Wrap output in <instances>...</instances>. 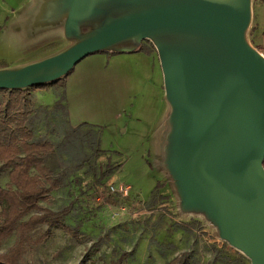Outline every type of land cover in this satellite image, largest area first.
Wrapping results in <instances>:
<instances>
[{"label":"water","instance_id":"95a60500","mask_svg":"<svg viewBox=\"0 0 264 264\" xmlns=\"http://www.w3.org/2000/svg\"><path fill=\"white\" fill-rule=\"evenodd\" d=\"M255 0H27L0 28L14 51L56 29L50 55L0 68V89L52 85L94 53L149 41L164 106L153 169L180 217H197L249 264H264V54L250 41Z\"/></svg>","mask_w":264,"mask_h":264},{"label":"rangeland","instance_id":"374dc122","mask_svg":"<svg viewBox=\"0 0 264 264\" xmlns=\"http://www.w3.org/2000/svg\"><path fill=\"white\" fill-rule=\"evenodd\" d=\"M19 1L22 0H0V11L3 5L13 2L17 5ZM5 21L0 22V28ZM55 30L49 29L37 35L32 39L36 44L22 52L14 51L0 40V68L38 59L62 49L68 42ZM263 31L264 1L255 0L249 38L253 45L262 47L260 51L264 54ZM144 44L153 52L149 43ZM60 80L54 86L28 92L32 114L38 116L29 126L35 139L59 141L58 132L62 127L58 123L62 118L52 108L57 100L52 94H61L63 82ZM81 92L73 97L76 101L73 114L80 121H87L89 112L98 109L95 125L100 131V145L105 150L89 164L96 169L116 168L98 184L92 172L86 173V165L75 173L67 187L53 191L40 202L54 210L70 205L71 213L63 222L78 224L80 232L72 238L61 228L39 225L33 231L34 237L46 229L51 231V235L40 244L27 247L22 264H111L117 259L122 264H164L183 252L188 256V264H249L242 254L216 238L213 230L199 218L178 215L176 200L167 182L150 164L157 121L152 123L150 120L149 108L146 107L144 118H135L130 104L124 106L119 101L117 106L123 110L122 117H118L105 106L102 95L86 93L81 99ZM116 97L126 96L117 94ZM68 160L59 157L58 153L49 159L57 172L69 165ZM6 182V173H0V185L5 186ZM13 240L14 236H11L1 245L0 251H5Z\"/></svg>","mask_w":264,"mask_h":264},{"label":"trees","instance_id":"16d2710c","mask_svg":"<svg viewBox=\"0 0 264 264\" xmlns=\"http://www.w3.org/2000/svg\"><path fill=\"white\" fill-rule=\"evenodd\" d=\"M144 43H149L153 48L149 41H144L140 50L150 52ZM254 46L259 51L262 49L260 45ZM57 83L54 82L52 86ZM46 87L48 85H36L23 90L0 89V173H6L7 176L5 186L0 185V247L14 236L7 249L0 251V264H22L27 247L40 244L51 235V231L46 229L38 236H33V231L41 224L61 228L70 237L76 238L80 226L63 222L71 213L70 205L54 210L40 202L46 200L53 191L67 187L75 173L86 165V173L92 172L98 184L116 168L107 166L96 169L89 164L105 152L100 145V131L86 122L75 126L70 124L63 84L61 94L54 93L57 100L52 107L62 118L58 123L62 127L58 132L59 141L55 143L47 139H35L29 126L38 116L32 114L28 92L30 89ZM55 153L62 159L68 158L70 162L58 172L49 161ZM111 264L122 262L117 259ZM164 264H188V256L183 252Z\"/></svg>","mask_w":264,"mask_h":264},{"label":"crops","instance_id":"0c3cea01","mask_svg":"<svg viewBox=\"0 0 264 264\" xmlns=\"http://www.w3.org/2000/svg\"><path fill=\"white\" fill-rule=\"evenodd\" d=\"M25 0L3 5L0 11V22H4L11 16ZM3 25V24H2ZM1 26V25H0ZM156 53L139 50L132 53H94L79 61L73 69L60 81L64 84L65 100L68 110L69 122L75 126L81 122L95 125L98 121L95 108L89 112L87 121H80L73 114L74 95L78 91L92 96L102 95L101 100L105 106L118 117H122L123 108L117 106L121 103L130 104L134 110L135 118H144L146 107L150 110L149 118L153 122L158 120V113L163 110V86L162 74L159 68ZM122 89L125 90L122 93ZM126 96L117 99L116 95ZM54 96V94H52ZM144 96V97H141ZM55 99V98H54ZM69 100V103H67ZM71 100L73 102L71 103ZM113 105H110V104ZM155 112V113H154ZM157 112V113H156ZM160 112V113H161ZM154 113V117H153ZM112 114V113H111ZM147 118V116H146ZM101 124V123H100Z\"/></svg>","mask_w":264,"mask_h":264}]
</instances>
